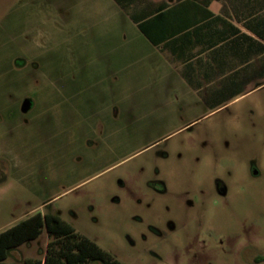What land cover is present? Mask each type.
Here are the masks:
<instances>
[{"label":"rangeland","instance_id":"374dc122","mask_svg":"<svg viewBox=\"0 0 264 264\" xmlns=\"http://www.w3.org/2000/svg\"><path fill=\"white\" fill-rule=\"evenodd\" d=\"M29 1L0 0V232L40 211L123 264H264V87L183 129L120 110L116 124L90 123L107 88L92 74L97 31L123 21L97 0L72 18L53 0ZM50 240L44 231L7 261L44 258Z\"/></svg>","mask_w":264,"mask_h":264},{"label":"crops","instance_id":"0c3cea01","mask_svg":"<svg viewBox=\"0 0 264 264\" xmlns=\"http://www.w3.org/2000/svg\"><path fill=\"white\" fill-rule=\"evenodd\" d=\"M146 1L97 0L99 10H111L106 17L123 23L97 31L94 70L88 62L78 63V78L93 70L107 83L96 94L105 109L88 122L116 124L120 110L150 128L183 129L264 87V22L257 18L264 14V0H237L232 6L225 0ZM82 2L53 0L52 9L72 18L75 10H84ZM48 78L55 82L60 76L51 72Z\"/></svg>","mask_w":264,"mask_h":264},{"label":"trees","instance_id":"16d2710c","mask_svg":"<svg viewBox=\"0 0 264 264\" xmlns=\"http://www.w3.org/2000/svg\"><path fill=\"white\" fill-rule=\"evenodd\" d=\"M46 231L51 240L44 258L9 262L13 249L37 240ZM0 264H123L90 237L54 214L37 212L0 232Z\"/></svg>","mask_w":264,"mask_h":264},{"label":"water","instance_id":"95a60500","mask_svg":"<svg viewBox=\"0 0 264 264\" xmlns=\"http://www.w3.org/2000/svg\"><path fill=\"white\" fill-rule=\"evenodd\" d=\"M32 107V101L30 99H26L22 104V111L27 113Z\"/></svg>","mask_w":264,"mask_h":264},{"label":"flooded vegetation","instance_id":"af4514ba","mask_svg":"<svg viewBox=\"0 0 264 264\" xmlns=\"http://www.w3.org/2000/svg\"><path fill=\"white\" fill-rule=\"evenodd\" d=\"M222 185L223 184L220 181H218V184H217V188L216 189H217L218 193H220V194H223L225 192V190H226L224 187L222 188ZM163 191H166V185L165 184H164V187H163Z\"/></svg>","mask_w":264,"mask_h":264}]
</instances>
